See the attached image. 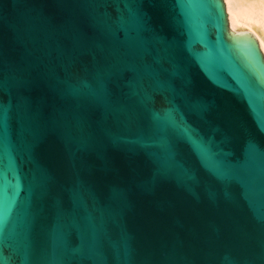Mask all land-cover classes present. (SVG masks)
<instances>
[{
	"label": "water",
	"instance_id": "1",
	"mask_svg": "<svg viewBox=\"0 0 264 264\" xmlns=\"http://www.w3.org/2000/svg\"><path fill=\"white\" fill-rule=\"evenodd\" d=\"M0 264H264V54L224 0H0Z\"/></svg>",
	"mask_w": 264,
	"mask_h": 264
},
{
	"label": "bare ground",
	"instance_id": "2",
	"mask_svg": "<svg viewBox=\"0 0 264 264\" xmlns=\"http://www.w3.org/2000/svg\"><path fill=\"white\" fill-rule=\"evenodd\" d=\"M229 28L252 33L264 54V0H224Z\"/></svg>",
	"mask_w": 264,
	"mask_h": 264
}]
</instances>
